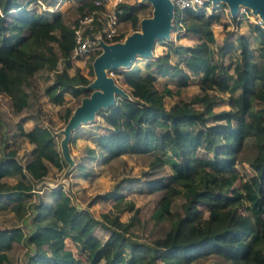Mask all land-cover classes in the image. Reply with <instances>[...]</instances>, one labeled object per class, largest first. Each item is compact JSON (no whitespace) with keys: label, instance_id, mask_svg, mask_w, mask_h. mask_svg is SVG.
<instances>
[{"label":"trees","instance_id":"trees-1","mask_svg":"<svg viewBox=\"0 0 264 264\" xmlns=\"http://www.w3.org/2000/svg\"><path fill=\"white\" fill-rule=\"evenodd\" d=\"M22 6L23 0H0V93L10 97L14 110L21 112L30 103L24 88L27 77L43 67L54 69L62 57L68 58L67 67L63 76L47 87L50 100L62 104L66 93L88 95L91 90L74 83L68 74L75 43L72 25L60 13L50 15ZM145 6L144 2L119 3V21L136 27ZM15 8L21 11L7 22L5 16ZM101 8L104 6L97 0H82L77 10L81 16ZM179 22L180 29L198 35L197 43L177 45L174 52L181 55V60L172 62L167 52L157 59L154 71L146 75L127 73L129 96H121L114 105L100 110L109 123L97 139L100 151L87 147L93 156H101L103 163L122 154L160 150L163 155L171 151L176 157L173 172L145 181L150 192L163 191L154 216L158 221L168 217L172 221L169 230L150 244L131 231L133 221L120 220L126 210L135 216L139 211L134 201L126 199L124 182L92 200L114 202L115 210L102 213V218L76 203L60 185L51 189L57 195L54 202H27V209L34 211L28 239L21 227L0 228V264L9 260L7 250L25 239L32 248L28 264H98L102 260L105 264H158V260L189 264L211 254L234 264H264V63H259L264 61V45L252 47L241 35L238 57L226 63L224 56L231 51L232 43L217 46L213 26L219 23L218 15L183 9ZM252 30L258 40L264 41V28L253 25ZM123 37L121 34L115 40ZM155 73L176 77L177 89L158 87ZM192 76L198 77L204 93L176 101L168 108L165 97L179 95ZM80 77L83 85L90 83L86 76ZM230 88L238 92L225 100L229 108L214 116L224 122L210 125L213 116L207 114V107L221 100L217 92ZM196 103H202V107ZM71 113L68 107L66 120ZM19 129L35 145L33 158L23 164L15 149L0 157V193L17 192L12 207L24 216L21 211L26 197L31 192L40 193L42 188H35L34 183L47 174L45 161H54L58 149L50 127L36 124L26 130L19 125ZM248 137L254 138L257 154L250 163L253 173L244 177L236 164ZM204 149L214 151V156L203 153ZM13 176H19L16 182L5 180ZM178 195L184 201L181 211H174L173 198ZM245 204L252 215L242 212ZM99 225L110 231L105 241L95 234ZM67 238L74 242L76 251L67 247Z\"/></svg>","mask_w":264,"mask_h":264},{"label":"rangeland","instance_id":"rangeland-1","mask_svg":"<svg viewBox=\"0 0 264 264\" xmlns=\"http://www.w3.org/2000/svg\"><path fill=\"white\" fill-rule=\"evenodd\" d=\"M82 0H23V8H28L33 11L41 13L54 14L60 13L64 21L72 25L79 17L77 10L78 5ZM108 1L112 5V0ZM131 3H138L139 1L130 0ZM146 3L144 9L140 12V21L136 27H133L130 22L125 21L120 25V29L125 40L127 36L135 31L142 30V20L151 17L154 13V6L151 2L143 1ZM214 5L225 6L229 5L224 0L214 2ZM22 8V9H23ZM20 8L11 9L5 16L6 21H12ZM230 9V8H229ZM226 10H219L215 15L219 16V23L213 26V31L217 39V46L232 43L231 51L224 56V62L229 63L230 60H235L238 57L239 42L238 37L245 36L252 47L257 45H264V41L257 39L254 31L252 30L255 19L261 16L255 13L253 8L240 4L236 16H229ZM228 13H231L229 10ZM180 8L175 9V15L172 18L173 27L169 37L157 38L154 43L153 52L151 55H137L134 62L129 66H120L112 70H107V73L114 77L115 82L125 91L130 94L131 88L125 82V75H146L152 70V66L157 64V59L170 52V57L175 61V49L180 45L179 39L182 36L180 26ZM248 15L253 16V18ZM192 36H187L186 39L181 41L192 42ZM195 38V37H194ZM120 41V40H119ZM56 50L59 48L53 43ZM97 56V52L89 55L82 56L78 59H71L72 65L68 67V74L74 83L80 84L83 87L92 83L96 79V74L93 68V61ZM181 57V56H180ZM68 58H62L57 61L54 69L43 67L38 69L32 76H28L24 88L29 93V106L21 112H16L12 105L10 97L0 93V157L5 156L9 150L15 149L17 151V158L26 164L33 158V149L35 145L22 136L19 125H22L26 130H30L36 124L50 127L55 134V145L58 149L54 161H45L48 166V172L41 180L35 181V188H42L38 192H31L26 197L25 207L21 213H26L21 216L18 212L13 210L12 205L15 203L14 198L18 196L15 191L0 193V228H13L21 227L26 233L28 239L30 235L31 220L33 218V209H27V202L39 203V201H55L50 192L57 186L64 185V189L73 195L74 201L82 207H88L96 217L102 218V213L115 210L114 202L112 200H96L92 202L96 194L104 193L108 190L115 188L117 184H122V191L126 195V199L135 202L139 207L138 215L129 213L128 210L120 214L121 221H133L131 231L141 241L152 243L156 239L164 236V234L171 227L172 221L168 217H164L158 221L154 212L159 205L163 191L150 192L145 181L155 177H168L172 172V161L176 159L169 150L167 154L161 155L160 150H155L147 154H127L120 155L113 158L107 163L101 161V156H93L88 152L87 147H94L96 152L100 151L96 141L99 136L105 132V127L109 126L108 120L102 115L100 110L96 112L93 119L82 121L78 126L71 130L68 134L66 129L71 115L74 111L83 105L84 99L91 95L94 88H90L91 92L88 95L72 96L69 93L65 94V100L62 104L54 103L50 100L46 93L47 87L52 85L53 81L58 76H63L65 67H67ZM263 65L264 61L259 60ZM93 72H92V71ZM154 71V70H152ZM80 75L86 76L90 83L83 85ZM198 78L194 77L192 82L181 88V93L172 97H166L165 105L169 108L176 101L190 100L194 95L203 94L201 86L198 84ZM157 84V83H156ZM165 83L158 82L157 85L162 87ZM175 89L176 87L173 86ZM238 90L230 88L227 92H217L220 101L214 105L208 106L206 112L208 115L213 116L209 119V124L224 122L215 119V115L219 114L225 109L229 108V104L225 101L229 94L236 93ZM211 94H215L210 90ZM124 95L118 96L121 97ZM129 96V95H128ZM117 98V99H118ZM197 107L201 108L202 103H196ZM72 109L70 117L66 120L64 115L67 108ZM105 109V108H104ZM203 153H209L214 156V151L201 150ZM207 151V152H206ZM257 154V148L253 137L246 138L237 160V168L241 175L247 177L253 173L250 166L251 161ZM19 176L6 177L10 183L18 180ZM30 181V179H27ZM52 196V197H51ZM184 201L183 196L178 195L173 198V210L181 211V204ZM92 202V203H91ZM30 209V213L28 211ZM242 212L246 215H252L247 204L242 207ZM26 215V216H25ZM24 217V218H22ZM110 231L99 225L95 229V234L105 241L109 236ZM66 245L73 251H76L74 242L66 239ZM32 248L28 241L25 239L23 242H16L11 249L7 250L9 260L5 264H28V256L31 254ZM85 264V263H84ZM98 264H105L102 260ZM158 264H165L158 260ZM189 264H234L230 260H225L215 254L206 257H201L198 260Z\"/></svg>","mask_w":264,"mask_h":264},{"label":"water","instance_id":"water-1","mask_svg":"<svg viewBox=\"0 0 264 264\" xmlns=\"http://www.w3.org/2000/svg\"><path fill=\"white\" fill-rule=\"evenodd\" d=\"M151 2L154 13L151 17L142 20V30L135 31L125 40L113 43L102 42L103 50L95 57L93 68L96 79L87 88H94L90 96L84 99L83 105L78 107L71 115L67 133L78 126L82 121L93 119L96 112L102 108H108L117 102L120 95L128 96L124 88H121L113 76L107 73L120 66L131 65L137 55H151L157 38L170 36L173 27L172 18L175 15V6L171 0H144ZM217 2L218 0H212ZM228 3L231 14L236 16L239 3L246 4L259 13L264 20V0H224Z\"/></svg>","mask_w":264,"mask_h":264},{"label":"built area","instance_id":"built-area-1","mask_svg":"<svg viewBox=\"0 0 264 264\" xmlns=\"http://www.w3.org/2000/svg\"><path fill=\"white\" fill-rule=\"evenodd\" d=\"M112 5L108 1L103 2L97 0L98 5H103L104 8L94 10L85 15L79 16L75 23L72 24L74 29V47L72 49V59H78L82 56H89L95 52L97 55L103 50L102 42L113 43L116 37H119L122 32L120 29L121 22L119 21V14L122 9L118 8L121 2H129L130 0H112ZM136 2H143L144 0H135ZM175 6L181 10L193 9L196 12H203L207 15L218 13L219 10H226L229 18L232 16L229 8L225 6H215L212 0H171ZM250 18L253 16L248 15ZM256 25L264 28V20L262 17L255 19Z\"/></svg>","mask_w":264,"mask_h":264},{"label":"crops","instance_id":"crops-1","mask_svg":"<svg viewBox=\"0 0 264 264\" xmlns=\"http://www.w3.org/2000/svg\"><path fill=\"white\" fill-rule=\"evenodd\" d=\"M124 22H121V24H123ZM120 24V25H121ZM181 31H182V33H181V37H180V39H179V43L181 42V44H184V45H195L196 43H197V41H198V35L196 34V33H194V32H191V31H188V30H186V29H181ZM187 36H189V37H193V38H191L190 40H193L192 42H187L186 40L185 41H181V40H183V39H186L187 38ZM195 37V38H194ZM175 54V61H173V59L172 58H170L171 59V61L172 62H176V61H178V60H181L182 59V57H180L181 55L180 54H178V53H174ZM79 60V59H78ZM182 65H183V63H182ZM152 70H155V66H152ZM151 70V71H152ZM155 75H156V81H155V84L157 83L158 84V82H163V83H165L162 87H160L159 85H157L158 87H160V88H163L164 86H169V87H171L173 90H176L177 89V85L174 83V79H176V77H173V76H169V75H166V76H163V75H160V74H157V73H155ZM195 76H192V78H194ZM198 78V77H197ZM192 82V81H191ZM199 84V83H198ZM173 86H175L176 87V89L173 87ZM173 96H175V95H173ZM166 97H172V96H166ZM166 97H165V99H166ZM165 99H164V101H165ZM35 126V125H34ZM33 126V127H34ZM32 129V128H31ZM96 143H97V141H96ZM122 155H127V154H122ZM42 190V189H41ZM40 191V190H39ZM51 192V191H50ZM54 198H55V200H56V198H57V195H55V194H53L52 195ZM51 196V197H52ZM47 202H50V203H52V202H54V201H47ZM163 262V261H162Z\"/></svg>","mask_w":264,"mask_h":264},{"label":"bare ground","instance_id":"bare-ground-1","mask_svg":"<svg viewBox=\"0 0 264 264\" xmlns=\"http://www.w3.org/2000/svg\"><path fill=\"white\" fill-rule=\"evenodd\" d=\"M239 4H242V2H240Z\"/></svg>","mask_w":264,"mask_h":264}]
</instances>
